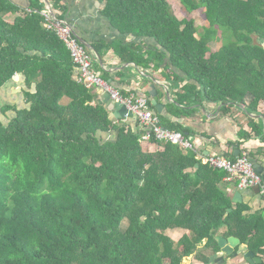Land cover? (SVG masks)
<instances>
[{"label": "trees", "instance_id": "trees-1", "mask_svg": "<svg viewBox=\"0 0 264 264\" xmlns=\"http://www.w3.org/2000/svg\"><path fill=\"white\" fill-rule=\"evenodd\" d=\"M49 1L64 20L63 0ZM98 2L131 38L111 46L118 57L178 88L174 115H190L182 105L206 98L225 113L264 102V0H180L181 18L167 0ZM46 9L45 0H0V89L19 75L25 99L0 107V264L207 263L223 227L222 236L264 255V217L233 207L218 189L228 174L193 151L143 140L133 118L115 119L77 80L69 49L46 27ZM194 11L205 20L201 31ZM148 104L161 125L192 136ZM175 229L186 231L178 241L167 234Z\"/></svg>", "mask_w": 264, "mask_h": 264}, {"label": "crops", "instance_id": "crops-1", "mask_svg": "<svg viewBox=\"0 0 264 264\" xmlns=\"http://www.w3.org/2000/svg\"><path fill=\"white\" fill-rule=\"evenodd\" d=\"M11 1L21 7H27L30 2V0ZM97 2L98 0H63L62 2L63 10H66L64 20L75 27L80 37L85 40V44L90 47V49H86L92 55L93 63L95 62L99 66L96 73L109 80L124 96H146L155 105L162 104L161 112L158 111V113H163L171 121L189 128L193 132L192 136L199 137L202 140L203 144L195 149V154H198L196 158L202 161L204 165H206L204 161L208 156H220L236 160L243 154H247L264 169V102H260L256 109L236 105L228 113H225L222 111L221 103L206 98L192 105H182L184 108L193 109L190 115H174L172 113L174 108L171 103H174L176 99L178 88L171 87L167 80L160 78V72H154L152 69L146 70L135 64L124 63L118 57L111 46L113 47L117 41L121 40L124 44L128 43L131 38L122 36L111 26L109 20L101 14V6ZM50 4L52 5L51 2ZM12 19L13 16H7L8 21H12ZM100 41L109 47V49H102V55H99L93 49V44L99 45ZM19 77L3 86L0 92L7 93L11 103H18L23 106L25 105V99L22 91L18 90V87L22 88L23 84ZM152 86H155V94L151 93V91L153 92ZM96 91L98 92V99L101 101V91ZM167 92L170 93V96ZM246 100L247 104H250L253 96L249 95ZM112 115L117 119L114 112H112ZM242 131L247 133L249 137H242ZM148 147L150 152L157 150L154 145H148ZM196 167L199 166L196 165ZM226 177L220 179L218 189L231 199L233 207L245 206L246 215L264 217V198L260 189L242 190L238 187L236 181L228 182ZM232 211L233 209L229 210V212ZM225 231L226 229L223 227L220 235L222 236ZM167 234L172 240L178 241L186 234V231L175 229L169 230ZM200 250L202 249L200 248ZM213 254H210V258ZM257 255L262 258L264 264V255L262 253H257ZM188 261L191 264H219L210 260L204 263L194 258H190ZM225 264L249 263L241 256L234 259L227 258Z\"/></svg>", "mask_w": 264, "mask_h": 264}, {"label": "built area", "instance_id": "built-area-1", "mask_svg": "<svg viewBox=\"0 0 264 264\" xmlns=\"http://www.w3.org/2000/svg\"><path fill=\"white\" fill-rule=\"evenodd\" d=\"M42 14L46 17V27L55 30L69 49L73 63L77 68V80L87 88L107 91L114 101L125 104L135 114V120L144 129L143 140L151 141L154 139L158 143H170L178 146L183 152L193 151L196 153L192 142L184 134L161 125L158 115L148 104V97L124 96L109 80L102 78L94 71L93 57L71 23L54 17L49 8ZM204 162L215 170L226 172L228 174L226 181H236L242 190L259 188L264 198V179L256 171L249 155L243 154L236 160L220 156H208Z\"/></svg>", "mask_w": 264, "mask_h": 264}, {"label": "water", "instance_id": "water-1", "mask_svg": "<svg viewBox=\"0 0 264 264\" xmlns=\"http://www.w3.org/2000/svg\"><path fill=\"white\" fill-rule=\"evenodd\" d=\"M46 5L48 6L50 13L54 16L57 17L55 12L52 9V5L48 0H45ZM99 4V2H97ZM82 43L85 45L87 49H90V47L85 44V40L81 38ZM258 43L262 46H264V39H258ZM98 57V56H97ZM19 75L15 76V79H17ZM156 83V81L154 80ZM18 90H22L21 87H18ZM151 91L152 94H155V86H152ZM167 94L170 96V93L167 92ZM100 100L102 103H104L109 111H112L115 113L117 116V119L123 118H133L135 119V114L128 109V107L119 102V101H114L111 98V94L107 91H101L100 94ZM161 107L162 104H157L156 105V110L161 112ZM188 139L192 142L193 146L195 149H198L199 146H202L203 142L199 137L195 136H189ZM254 163V166L256 168V171L263 176L264 169L254 160H252ZM239 195V194H238ZM237 195V197H238ZM216 243L219 245L220 251L215 252L213 255H211L210 261H214L215 263L219 264H225L226 259L228 257L230 258H238L241 257L249 264H263V260L260 256L257 255V253L251 251L246 245L241 243V240L236 237H230V238H225L223 236L216 237Z\"/></svg>", "mask_w": 264, "mask_h": 264}, {"label": "rangeland", "instance_id": "rangeland-1", "mask_svg": "<svg viewBox=\"0 0 264 264\" xmlns=\"http://www.w3.org/2000/svg\"><path fill=\"white\" fill-rule=\"evenodd\" d=\"M168 4L171 6L172 11L179 17H182L181 14V3L180 0H167ZM191 16L194 18L195 20V24L196 26H198V29L201 31L203 30V27L205 25V20L202 18L201 14L198 11H194L192 12ZM213 48L216 47V44L213 43ZM7 103H11V100H9L7 93L4 94L2 92H0V107L2 105H5ZM13 112H9V114H12ZM0 118L5 121L4 116L0 113Z\"/></svg>", "mask_w": 264, "mask_h": 264}]
</instances>
